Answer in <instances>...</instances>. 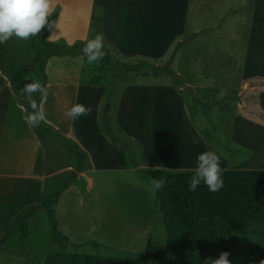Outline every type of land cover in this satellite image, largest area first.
Listing matches in <instances>:
<instances>
[{
	"label": "crops",
	"instance_id": "1",
	"mask_svg": "<svg viewBox=\"0 0 264 264\" xmlns=\"http://www.w3.org/2000/svg\"><path fill=\"white\" fill-rule=\"evenodd\" d=\"M168 1L176 6L170 16L162 15L169 12L168 7H163V13H160L162 10L157 8V0H53L52 13L48 18L57 10L59 16L53 23L49 40L65 41L69 46L86 42L90 36L92 15L98 11L103 17L101 28L104 37L124 57L160 60L176 39L191 31L196 37L199 65L215 66L217 60L226 55L232 60V66L243 68L244 81L264 80V0H161L164 4ZM259 35L263 39H259ZM220 36L227 37L226 44L220 41ZM233 41L237 42L236 49L228 44ZM84 65L81 56L54 57L47 63V94L42 106L45 120L78 145L92 166L90 175L78 174L87 182L86 192L78 185H72L60 197L56 206L58 229L78 246L77 249L97 242L102 246L98 250L144 253L149 240H154V187L134 174L128 166L124 149L114 143L102 128L99 122L102 98L98 99L96 108L91 107L87 116L75 121L64 116L65 111L80 103L85 94ZM202 77L203 81L208 79L206 75ZM143 88L156 87L124 89L122 99L125 105L117 113V116L122 113L131 120L132 127L125 125L122 134L136 150L143 168H150L147 163L148 145L140 138L138 123L141 117L135 116L132 97L141 102L140 97L151 94L178 96L182 123L202 145L203 151L211 150L205 137L194 126L184 98L170 91L139 93ZM240 94L246 98L249 93ZM255 94L257 103L251 105L245 100L239 105L247 111V116H237L232 121L231 143L250 158H227L229 164L217 154L220 161H224L222 170H264V156H259L256 150L264 147V122L254 119L255 113L264 114V93ZM198 95L197 103L206 109L207 117L209 107L212 113L223 105L214 103L211 107L208 93ZM25 100L0 68V244L20 213L44 201L50 180L68 172L50 171L52 165L46 144L26 123ZM91 102L89 100L88 108ZM225 104L234 107L231 103ZM138 110L137 115H140L147 113L145 110L148 109L140 106ZM213 144L218 146L214 141ZM151 169L168 170L164 167ZM140 194L145 199L142 213L138 206Z\"/></svg>",
	"mask_w": 264,
	"mask_h": 264
},
{
	"label": "trees",
	"instance_id": "2",
	"mask_svg": "<svg viewBox=\"0 0 264 264\" xmlns=\"http://www.w3.org/2000/svg\"><path fill=\"white\" fill-rule=\"evenodd\" d=\"M58 16L59 10L48 18V23L41 32L31 38L30 49L34 52V59L30 68L14 56L10 39L0 44V68L17 91L33 80H38L46 88L47 63L54 57L81 56L87 61V56L82 52L87 41L69 46L65 41L49 40L50 31ZM102 22L103 17L95 12L91 19L89 39L97 34L103 35ZM104 40L108 46H103L105 54L100 66L109 88L115 84L119 73L134 74L143 78L165 76L179 81L172 61L181 49L182 42H177L175 50L166 62L164 59L124 57L105 37ZM118 54L121 57H118ZM133 86H136V83H133ZM35 100L43 110L44 96L37 95ZM24 106L27 113L32 111L29 100L24 101ZM32 128L44 144L52 138L61 141L62 147L73 161L69 166L73 170L65 173V177L57 186H48L45 199L40 205L30 207L16 217L6 232L0 249L8 243L18 241L24 247L31 238L32 218L45 213L51 224L54 242L63 248L62 251L48 256L45 264H205L207 258L216 259L221 252L230 253V264H259L264 260V170H223L224 184L219 191L210 192L203 183L195 191H189L188 181L194 174L193 170L143 168L138 161L136 150L127 141L113 134L110 126L106 129L107 136L124 149L128 166L137 177L152 186L153 179H165L163 188H154L156 196L153 220L160 215V222L165 227L169 242L165 246L157 245L150 239L144 253L114 251L118 255L89 256L70 252L69 247L77 250L78 246L59 231L56 206L62 194L72 185H78L83 192L87 191L86 180L76 177L75 173L90 175L92 166L87 154L46 120L38 127ZM87 245L95 249L102 248L97 242Z\"/></svg>",
	"mask_w": 264,
	"mask_h": 264
},
{
	"label": "rangeland",
	"instance_id": "3",
	"mask_svg": "<svg viewBox=\"0 0 264 264\" xmlns=\"http://www.w3.org/2000/svg\"><path fill=\"white\" fill-rule=\"evenodd\" d=\"M163 7H168L169 12L163 13ZM175 7L176 6L172 5L171 1L164 4L161 0H157V8L162 10L160 13H163V16H170V12L172 9L174 10ZM96 14L99 16L102 15L98 11ZM168 38H170V35H168ZM195 38L192 32L189 31L183 38L179 37L176 39L166 54L160 58L167 62L175 50L177 42L180 41L183 43V47H181L175 59L172 58V67L179 77L178 82L165 76H150L143 78L134 74L119 73L115 79V84L109 88V83L106 82L103 71L101 70V61L91 65L85 61L83 71L85 94L82 96L80 103L88 106L89 100L90 102L92 100L90 109L91 107L96 108L99 104L98 99L102 98V110L99 120L102 124V128L104 131H107V127L110 126L113 134L126 140L127 138L122 134V128L125 125L128 126V124V127H132L131 120L126 115H122V113L117 116V113H120L121 106L125 105L122 99V92L124 89L132 87L133 83H136V86L158 88H143L139 93H166L165 91L178 93V95L186 100V105L194 126L198 132L205 137L212 151L225 158L229 164L230 161L227 158L233 159L237 156H240L239 158H250V155H247V153L243 155V150L235 148L231 143L232 121H234L237 116H247V111L241 109L239 105L245 100L251 105L257 103V95L255 93H264V80L244 81L243 68L238 65L232 66V60H229V56L226 55L220 57L217 60L218 64L215 66L207 65L203 67V65H199L196 58L197 50ZM259 39H263V36L259 35ZM10 40L12 41L14 56L19 59L22 64L29 68L32 67L34 52L30 49L31 38L25 41L13 35ZM226 40L227 37L225 39L223 36H220L221 42L226 44ZM240 42H242V38ZM188 43L190 45L186 47ZM236 43V41H233V43L231 42L228 44H232V48L236 49ZM103 46H108L105 40H103ZM117 56L121 57L119 54ZM253 69L255 71L257 70L256 67H253ZM260 69H262L261 66ZM204 75L208 77L206 81H203L202 76ZM89 93H92V96ZM198 93L209 94L208 100H210L209 104L211 107L214 103L223 105L216 107L212 113L209 107V117H207L206 109L199 106L197 103L199 99ZM240 93L249 94H247L245 98L244 95ZM158 96L159 95L153 94L142 96L140 97V99H142L141 102L132 97L135 116H139L138 119L141 117L140 123H138L141 133L140 138L148 145L147 163L150 168L164 167V169L168 168V170L171 171L195 170L196 157L199 153L204 151L202 145L193 138L190 130L186 128V124L182 123L183 114L180 110L181 100L175 94L174 96H170L169 94L168 96ZM225 103H231L234 107ZM140 106L148 109L145 110L147 113L137 115ZM255 114L256 118L254 119H257L256 121L264 122V114L260 112ZM213 141L218 146H215ZM45 144L52 165L50 169L52 173H61L62 170H73L69 169L73 161L62 147L60 140L52 138L47 140ZM137 147L138 146H136V149L138 150ZM256 150L259 156H264L263 146L256 148ZM222 162L224 163L221 159V168L224 169V164ZM64 177V174L56 175L50 180L49 186H57ZM140 195L141 198L138 197V206L142 213V211H144L145 199L143 194ZM155 219V221L153 220V235L155 241H153L157 245L165 246L169 242L165 227L160 222V215H157ZM30 225L31 238L27 240L24 247L21 245L20 241H18L8 243L0 249V264H45L48 256L63 250L62 246L55 243L52 238L51 224L45 213L35 215ZM68 250L70 252H77L89 256L118 255L114 252L95 249L92 246L77 250L69 247Z\"/></svg>",
	"mask_w": 264,
	"mask_h": 264
},
{
	"label": "clouds",
	"instance_id": "4",
	"mask_svg": "<svg viewBox=\"0 0 264 264\" xmlns=\"http://www.w3.org/2000/svg\"><path fill=\"white\" fill-rule=\"evenodd\" d=\"M52 3L53 0H0V44L6 43L13 35L25 41L37 36L48 23V17L52 13ZM103 40V35L97 34L84 44L82 52L87 56V62L90 65L103 59L105 54ZM20 91L30 101L32 109L25 117L26 123L34 128L38 127L46 116L35 97L46 96V88L38 80H33L26 83ZM90 111L91 109L84 104L75 103L65 111L64 116L75 121L82 116H87ZM222 173L220 157L214 151L199 153L196 157L194 174L188 181L189 191H195L201 183L210 192L219 191L224 184ZM151 183L155 189L159 190L164 187L166 181L159 178L153 179ZM229 255V252H221L216 259L207 258L205 264H230ZM259 264H264V260H261Z\"/></svg>",
	"mask_w": 264,
	"mask_h": 264
},
{
	"label": "water",
	"instance_id": "5",
	"mask_svg": "<svg viewBox=\"0 0 264 264\" xmlns=\"http://www.w3.org/2000/svg\"><path fill=\"white\" fill-rule=\"evenodd\" d=\"M75 176L77 177V176H78V174H77V173H75Z\"/></svg>",
	"mask_w": 264,
	"mask_h": 264
}]
</instances>
